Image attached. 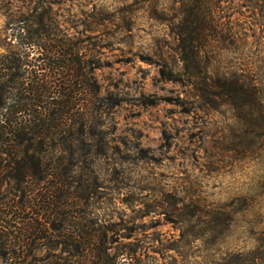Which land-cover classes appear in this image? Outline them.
Masks as SVG:
<instances>
[{"label":"rangeland","instance_id":"374dc122","mask_svg":"<svg viewBox=\"0 0 264 264\" xmlns=\"http://www.w3.org/2000/svg\"><path fill=\"white\" fill-rule=\"evenodd\" d=\"M51 1L81 52L103 63L94 77L112 107L97 129L99 154L69 179L74 188L88 187L90 198L61 212L57 232L43 202L55 179L16 180L17 170L6 169L9 147L0 146V218L10 193L30 189L38 197L29 217H13L22 229L24 221L37 226L27 233L37 238L29 260L67 255L47 242L68 230L92 237L102 225L115 231L109 237L133 245L142 264H264L261 129L252 113L209 106V47L196 79L160 75V66L183 70L173 31L178 15L166 10L173 0ZM245 33L239 52H223L221 61L247 75L261 67L264 79V33ZM17 35L0 13V83L2 55L17 51ZM0 264H7L1 255Z\"/></svg>","mask_w":264,"mask_h":264},{"label":"trees","instance_id":"16d2710c","mask_svg":"<svg viewBox=\"0 0 264 264\" xmlns=\"http://www.w3.org/2000/svg\"><path fill=\"white\" fill-rule=\"evenodd\" d=\"M52 5L51 0H0V13L18 31L17 51L2 55L0 146L9 147L6 169L17 170L16 180L55 179L43 202L45 212L51 209V230L57 232L63 228L61 212H71L90 198L88 187L77 182L74 188L69 179L88 169L89 155L99 154L97 129L112 103L100 96L94 77L103 63L81 52ZM166 10L178 15L173 31L183 70L160 66V75L180 83L183 76L196 79L209 47V106L216 110L225 105L237 113L256 115L264 141L261 67L247 75L221 61V53L239 52V44L248 36L245 31L264 33V0H173ZM22 193H10L2 205L7 214L0 218V255L7 264H37L35 258L29 260L37 238L27 234L37 226L23 217L22 229L13 217L28 216L38 197L30 189ZM68 232L47 242L51 248L62 246L68 254L55 255L46 264H142L133 245L109 237L108 232L115 231L108 227L99 225L92 237L87 232L84 236ZM19 249L25 251L18 255Z\"/></svg>","mask_w":264,"mask_h":264}]
</instances>
